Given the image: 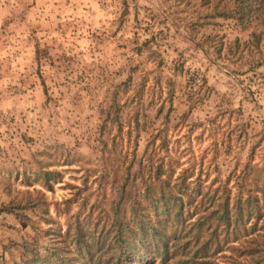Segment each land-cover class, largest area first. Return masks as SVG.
Returning <instances> with one entry per match:
<instances>
[{"label":"rangeland","instance_id":"1","mask_svg":"<svg viewBox=\"0 0 264 264\" xmlns=\"http://www.w3.org/2000/svg\"><path fill=\"white\" fill-rule=\"evenodd\" d=\"M212 5L0 0V263L45 256L57 240L78 256V231L99 253L123 216L141 232L131 201L120 202L131 160L140 217L161 234L127 243L130 264L264 263V63L250 68L258 54L245 43L264 26ZM156 171L187 177L194 202L181 224H159L168 217L142 196L141 176ZM224 191L231 208L249 200L250 214L231 231L216 217L193 231Z\"/></svg>","mask_w":264,"mask_h":264},{"label":"trees","instance_id":"2","mask_svg":"<svg viewBox=\"0 0 264 264\" xmlns=\"http://www.w3.org/2000/svg\"><path fill=\"white\" fill-rule=\"evenodd\" d=\"M211 7L213 11L218 12V16L232 19L238 25H242L245 28L249 27L256 18H260L262 20V25L264 26V0H213V5ZM263 35L264 29L261 31H253L251 33L250 39L245 42L248 44L247 49H255L256 53L258 54L256 58L252 59L250 68L260 66L262 63H264V52L262 51L261 46L263 42ZM237 40L238 39H236V41ZM105 115L106 116L104 120L106 123L111 118V111L109 108L105 110ZM115 119H118V115H115ZM141 163L142 160H140V164ZM134 165V160H131L125 168V182L122 185L123 195L120 202L122 203L126 200L131 201L133 212H130V216L135 219V222L139 223V229H142L141 232H138V230L136 231L131 223L125 221L123 216L122 218L115 220L116 224L114 229L116 230V233L111 236L113 241L110 244H107L106 242V244H100L99 253H96V251L94 252V246L83 239L80 234L81 232L78 231L77 237L75 239L77 249L79 251L78 256H70V253L67 251V246L64 245L65 241L57 240L56 246H48V244L46 245L45 250H47L48 254L45 256H42V253L39 249L38 251L33 249V260L26 259L24 261L25 264H130L129 254L132 252V250L129 248V246H126L127 243H144L146 236L151 231L156 235L161 234L160 230L157 229L158 226L154 224L153 219L151 220L149 217L146 219L147 215L146 217L145 215L140 217L141 210L139 206L142 201L141 198H138L140 191L131 187L129 188V183L133 178L132 175H134V180L138 178V176H135L137 172H134L136 171ZM156 172L157 173L154 175L141 176V182L145 186L143 190L144 192L142 194L143 198H146L150 201V204L152 205V211L158 216L160 214H165L164 216L168 217V220L166 218L164 221L159 219V224H165V227H167L171 221L173 222L174 220L180 224L183 223L186 217L184 214L186 200L194 202L192 195H187V198H184V194L187 192L186 190H183V187L186 186V189L189 188L185 173H181L173 180V173L165 176L160 171ZM46 173L51 174L52 172L47 171ZM190 183L192 184L193 182ZM210 199L211 202L208 203L205 208V210L207 209L206 212L204 210V212L201 213L200 216L193 222L194 226H197V224H199L202 219H206L207 217H216L217 221H222L221 225L226 226L227 231H231L234 217L235 224L240 223L241 218L245 213V209H249L248 214L251 212L250 207L252 206V203L248 200L249 205L247 207H243L240 196L237 197L233 208H231L230 196L225 191L221 193V196L213 194ZM121 203H119V205ZM171 203L177 205L173 213L170 212V209L172 208ZM161 204L163 205L160 209ZM255 207L257 208V205ZM218 223V225H220V222ZM196 226L194 227L193 231H195ZM217 230L218 227H215L214 232H217ZM196 231H198V236H201L202 228L198 227ZM61 236L63 237L64 235ZM113 247H115V249ZM160 248H165V252H163L164 255L168 251L167 242L161 245ZM140 251L143 252L142 250H139V252ZM194 254H198V251H196ZM146 262V264H152L149 262L148 256L146 258ZM186 263H189V261L187 260ZM16 264H23V262Z\"/></svg>","mask_w":264,"mask_h":264}]
</instances>
